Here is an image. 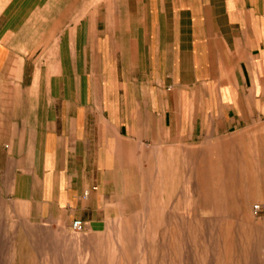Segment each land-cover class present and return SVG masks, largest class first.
I'll use <instances>...</instances> for the list:
<instances>
[{
  "label": "crops",
  "instance_id": "0c3cea01",
  "mask_svg": "<svg viewBox=\"0 0 264 264\" xmlns=\"http://www.w3.org/2000/svg\"><path fill=\"white\" fill-rule=\"evenodd\" d=\"M0 5V173L50 219L96 213L158 135L160 199L181 150L183 166L218 167L214 191L238 182L247 207L264 205V0Z\"/></svg>",
  "mask_w": 264,
  "mask_h": 264
},
{
  "label": "rangeland",
  "instance_id": "374dc122",
  "mask_svg": "<svg viewBox=\"0 0 264 264\" xmlns=\"http://www.w3.org/2000/svg\"><path fill=\"white\" fill-rule=\"evenodd\" d=\"M163 137L156 151L147 143L134 148L94 214L50 219L15 174L0 173V264H264V226L256 222L262 213L245 205L238 182L221 192L214 191L217 182L205 185L218 167L183 166L175 150L173 181L170 167L157 196ZM77 220L81 231L71 229Z\"/></svg>",
  "mask_w": 264,
  "mask_h": 264
},
{
  "label": "built area",
  "instance_id": "2783aa9c",
  "mask_svg": "<svg viewBox=\"0 0 264 264\" xmlns=\"http://www.w3.org/2000/svg\"><path fill=\"white\" fill-rule=\"evenodd\" d=\"M254 214L263 213L264 212V205L262 204H254L252 207ZM83 228V224L80 220L74 221L71 224V229L74 231H81Z\"/></svg>",
  "mask_w": 264,
  "mask_h": 264
}]
</instances>
